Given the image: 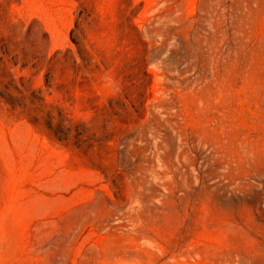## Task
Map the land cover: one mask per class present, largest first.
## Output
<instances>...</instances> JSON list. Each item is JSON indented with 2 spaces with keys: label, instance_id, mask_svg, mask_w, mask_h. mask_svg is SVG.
<instances>
[{
  "label": "rangeland",
  "instance_id": "rangeland-1",
  "mask_svg": "<svg viewBox=\"0 0 264 264\" xmlns=\"http://www.w3.org/2000/svg\"><path fill=\"white\" fill-rule=\"evenodd\" d=\"M259 248L264 0H0V264Z\"/></svg>",
  "mask_w": 264,
  "mask_h": 264
},
{
  "label": "bare ground",
  "instance_id": "bare-ground-1",
  "mask_svg": "<svg viewBox=\"0 0 264 264\" xmlns=\"http://www.w3.org/2000/svg\"><path fill=\"white\" fill-rule=\"evenodd\" d=\"M260 247V246H259ZM243 260V261H254L256 264H263L264 263V249L259 248L258 250H251L248 251H239L236 255L231 258L232 262L235 260ZM223 260V259H222Z\"/></svg>",
  "mask_w": 264,
  "mask_h": 264
}]
</instances>
